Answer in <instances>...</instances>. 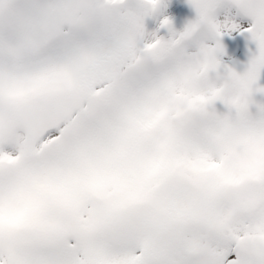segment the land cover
<instances>
[{"label": "snow or ice", "instance_id": "6c2138e0", "mask_svg": "<svg viewBox=\"0 0 264 264\" xmlns=\"http://www.w3.org/2000/svg\"><path fill=\"white\" fill-rule=\"evenodd\" d=\"M189 3L154 61L143 0H0V264H264V0ZM221 7L257 49L205 93L234 113L176 116V84L238 27Z\"/></svg>", "mask_w": 264, "mask_h": 264}, {"label": "rangeland", "instance_id": "374dc122", "mask_svg": "<svg viewBox=\"0 0 264 264\" xmlns=\"http://www.w3.org/2000/svg\"><path fill=\"white\" fill-rule=\"evenodd\" d=\"M225 2H227V0ZM167 3L168 5H166ZM167 3L163 4L160 10H158V17L154 16L155 20L160 22L164 16H167L170 21L174 20L173 25H171V28L174 30L173 32H179L184 25L195 16V9L191 6L189 0H173L172 2L167 1ZM226 16L230 17L238 27L232 29L222 28L221 34L218 37L223 50L217 53L219 60L217 71L216 73L210 72V76H216L219 74L220 78H223L226 75V69L228 68V66L225 65L226 63H228L235 72H242L247 67L249 59L257 50L255 41L251 39L250 34L243 31V28L251 22L248 21L246 17H237L234 8L221 7L217 10V20L223 21ZM147 19H150L148 15L144 17V20L149 24ZM165 27L169 30L167 25H165ZM150 34L151 32L149 35ZM146 38L147 36H145V39L141 42H146ZM163 38L168 39L165 37ZM206 43L213 44L215 41L209 39L206 40ZM258 88H264V66L260 67L257 79L252 85V91L250 93V103L248 107L249 112L253 115L257 113L258 105H264V91L258 90ZM210 107L219 115L227 114L231 116L234 113V109L230 108L219 98L215 99Z\"/></svg>", "mask_w": 264, "mask_h": 264}, {"label": "clouds", "instance_id": "9594fccd", "mask_svg": "<svg viewBox=\"0 0 264 264\" xmlns=\"http://www.w3.org/2000/svg\"><path fill=\"white\" fill-rule=\"evenodd\" d=\"M143 2L148 7L151 14L157 12L161 8V0H143ZM157 38L159 39L162 37L159 36ZM169 38H171V36H169ZM154 44L155 41L152 39L151 35H148L144 52L147 57H150L154 61H159L161 56L153 47ZM199 63V61L195 62L189 75L183 78L182 82L177 83L175 86L176 90L173 92V99L183 101V106H178L174 115L181 116L186 113L194 112L200 115L214 114L217 117L225 116L226 114L219 115L210 107L214 100L208 102L205 99V93L211 90H216L220 94H226L229 91L228 81H226L224 77L220 78L219 74L216 76H210V72L216 73L217 67L203 70L199 68Z\"/></svg>", "mask_w": 264, "mask_h": 264}, {"label": "bare ground", "instance_id": "6f19581e", "mask_svg": "<svg viewBox=\"0 0 264 264\" xmlns=\"http://www.w3.org/2000/svg\"><path fill=\"white\" fill-rule=\"evenodd\" d=\"M147 22L149 24H147L144 20V31L145 34H147L146 36L149 35V33L155 31L156 36H160V37H165V38H169L170 35H175V32H169V30H167V28L165 27V25H161L160 22L154 20L152 17H150V19H147ZM174 20L170 21V24L173 25ZM155 27V28H154ZM144 42H141V46Z\"/></svg>", "mask_w": 264, "mask_h": 264}]
</instances>
